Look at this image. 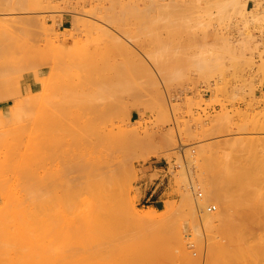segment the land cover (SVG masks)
Returning <instances> with one entry per match:
<instances>
[{
    "label": "rangeland",
    "instance_id": "rangeland-1",
    "mask_svg": "<svg viewBox=\"0 0 264 264\" xmlns=\"http://www.w3.org/2000/svg\"><path fill=\"white\" fill-rule=\"evenodd\" d=\"M214 1L38 0L23 22L0 15V151L13 158L0 173V208L9 189H22V169L34 182L22 264H264V7L252 15L244 0ZM65 100L75 102L70 118L55 112ZM106 105L101 132L97 119L87 129L110 128L109 141L90 136L91 145L130 153L117 189L126 202L114 241L68 253L65 227L55 233L44 221L60 169L48 151L82 119L72 116L99 118ZM19 106L45 110L44 123H10L4 110ZM144 179L160 182L159 201L147 199ZM204 187L228 192L224 219L204 223V205H215L212 217L220 212ZM237 197L263 213L249 228Z\"/></svg>",
    "mask_w": 264,
    "mask_h": 264
},
{
    "label": "bare ground",
    "instance_id": "bare-ground-1",
    "mask_svg": "<svg viewBox=\"0 0 264 264\" xmlns=\"http://www.w3.org/2000/svg\"><path fill=\"white\" fill-rule=\"evenodd\" d=\"M252 1L254 2L253 7L251 9H247L245 7L246 0H244L245 3L242 6V9L247 10L252 15H255L264 7V0ZM214 2L216 4L218 3V0H215ZM37 3L38 0H0V15L9 20L19 19L23 22L26 19L25 14L33 11L32 8H36ZM230 4L237 7L240 6L238 0H230ZM32 5L33 7H31ZM29 22L30 21H28V23ZM17 103L21 104V101ZM74 105V100L57 102L55 104V112L56 114H61V118H63V115L64 118L68 117L69 114H66L69 110L73 109ZM109 106V108L112 107L110 104ZM88 107L90 108V106L83 108V111L84 109L88 111ZM98 107L100 109H97V107H91V111L88 113L90 114L93 109L94 111L97 109L95 114L97 117L100 116V119L95 118L93 114L91 115L93 119L91 117L89 118V115H86L87 117L82 116L87 113L86 111H84L85 113L83 111V113L79 111L82 117H79V115L72 116L71 118H75V121L78 118L77 122H79L82 118L81 120L83 121L80 120L82 123H75L71 121L73 122L71 125L73 130L67 134L66 138L62 142L52 145L51 149L48 151V155L58 161L60 169L52 172L50 176V185L48 190L49 200L45 206L46 212L44 214V221H47L49 225L48 228L50 229L49 231H54L55 233L60 227H65L68 241L66 250L68 253H75L78 243L82 244L84 247L86 243L101 241V239L109 242H112L113 239L115 240V238L111 237L114 235L113 233H115L113 229L115 230L117 226L115 224H117V220H119V210L123 208L126 202L124 197H119L117 189L118 182L127 178L125 171L122 169L126 167V161L128 160L130 153L126 154L120 152V155H114L112 154L114 151L113 149L112 152H109L110 147L109 145L106 146L109 143L106 144L105 141L110 139L109 137L112 134L107 132L110 128L108 129L107 125H104L105 123L103 124V127L105 126L107 130L104 129L102 133H98L96 131L92 132L87 129L88 126L91 127V124H93V127L97 120L98 123L95 126L99 129V126L102 125L99 124V120L103 118L105 119V117L109 115L107 114L109 109L106 110L108 105L104 106V108H101L100 106ZM5 111H7L11 117L10 123H27L28 121H30V123H44L45 110L42 109L30 110L19 106L10 109L7 108L4 112ZM110 111L109 113H111ZM104 113L105 115H103ZM75 114H77V112H75ZM68 118H70V116ZM88 121H91V123ZM90 136L94 137V144L96 143L95 141L99 142V138H105V141H101L100 145L102 146V144L105 143L103 145L106 146L105 148L107 151L106 149L103 150L101 146L98 147L96 145H91L93 143V138L91 140ZM95 136H98V140H96ZM170 137L167 135L168 140L165 139L167 141L164 140V142L169 143L168 141L170 140ZM134 139L136 138L133 137V140ZM88 142L90 143L88 144ZM153 154L155 153L153 152ZM48 155L47 157H49ZM12 161L13 158L11 157L9 150L0 151V173L6 174L11 167ZM29 172H33V167H30ZM25 175L26 171L22 169L20 172V183L22 185V189L15 192L9 189L7 191L9 199L6 200L8 202L0 208V264H22L27 258L25 246L28 234L27 206L25 202L28 191H31L34 187V182L26 179ZM204 188V199L211 198L220 205V212L218 215L214 216L215 218L209 214L212 211H208L207 209V207L211 204L206 206L204 205L202 209V218L204 223H212L214 220L224 219V217L228 214V192L225 190L222 191L217 187ZM62 193L66 196L65 207H63L60 202ZM74 195L76 196L75 200ZM120 198L122 202L121 206L118 205V200ZM241 202L243 205L239 213L241 218L239 220H241L245 228H249L255 224L257 218L262 216L263 213L255 205L242 201L241 197H237V199H235L236 204H241ZM135 215L136 218L140 219L151 217L147 212L140 211L136 212ZM109 238L112 240H109Z\"/></svg>",
    "mask_w": 264,
    "mask_h": 264
},
{
    "label": "crops",
    "instance_id": "crops-1",
    "mask_svg": "<svg viewBox=\"0 0 264 264\" xmlns=\"http://www.w3.org/2000/svg\"><path fill=\"white\" fill-rule=\"evenodd\" d=\"M66 21H67V19L65 17H63L61 20V25H63ZM159 183L160 182H158L157 184H155V186L153 188H151V186L153 185V182L150 181L149 179H144V182L142 184L144 187V192H145V194H147V199L154 198V201L160 200L163 192L162 191L159 192V189H158Z\"/></svg>",
    "mask_w": 264,
    "mask_h": 264
},
{
    "label": "built area",
    "instance_id": "built-area-1",
    "mask_svg": "<svg viewBox=\"0 0 264 264\" xmlns=\"http://www.w3.org/2000/svg\"><path fill=\"white\" fill-rule=\"evenodd\" d=\"M178 150L180 151L181 154L183 153V150H182V146L181 145H179ZM207 209H208V211H213V210H215V205L214 204H211V205H209L207 207Z\"/></svg>",
    "mask_w": 264,
    "mask_h": 264
}]
</instances>
